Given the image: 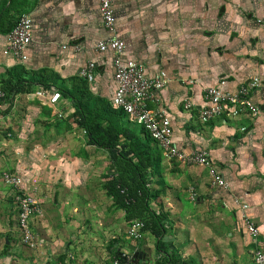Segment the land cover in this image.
Listing matches in <instances>:
<instances>
[{"label": "crops", "instance_id": "crops-1", "mask_svg": "<svg viewBox=\"0 0 264 264\" xmlns=\"http://www.w3.org/2000/svg\"><path fill=\"white\" fill-rule=\"evenodd\" d=\"M17 2L10 12L14 15L19 10L17 18L22 14L28 17L31 41L22 61L3 55L0 45V90L7 82L35 79L41 73L50 86L47 91L53 90V85L70 89L72 95L83 99L86 110L101 115L102 126L110 122L118 128V115L105 112L114 90L112 55L94 50L95 43L106 35L100 24L98 0ZM10 3L13 0H0V9ZM1 10L4 22L6 9ZM113 16L115 33L123 42L121 57L141 64L147 77L166 81L157 99L170 123L175 148L183 154L205 150L209 164L227 185L225 190L210 187L206 167L167 171L165 191L159 190V196L187 187L189 195H198L199 208L211 207L214 213L209 219L194 218L193 222L214 229L190 235L186 247L179 249L177 244L184 240L176 237L174 221L169 220L172 228L168 230L165 219L163 249L172 250L188 264H252L254 251L264 254V0H113ZM74 46L79 47L78 52ZM87 65L92 68L91 76L81 89L72 81L79 82L78 72ZM252 81L258 83L249 93L258 108L256 117L240 114L213 123L196 118L194 111L201 105L204 88L213 86L233 93ZM40 89L7 95L0 101V173L14 174L33 186L41 209L29 225L42 248L26 249L21 260L24 264H68L59 251L68 239L82 236L64 230L60 222L57 225L59 215L53 208H61L55 196L64 197L68 211L76 212L69 205L78 195L93 191L90 183L95 176V151L106 157L104 167L110 161L104 150L86 143L85 133L72 117L70 101L61 96L55 104H47L35 97ZM185 102L189 110L183 109ZM9 193L8 189L2 206L15 235ZM234 201L246 209L242 212ZM159 205L163 211H176L171 203H149L152 211L160 209ZM242 216L257 229L255 243L244 228ZM4 243L8 244L6 240ZM154 243L144 231L139 241L127 244L133 263L158 264L163 255ZM145 256L150 261L143 260ZM5 259L8 263V257ZM73 264L81 263L75 260Z\"/></svg>", "mask_w": 264, "mask_h": 264}, {"label": "built area", "instance_id": "built-area-1", "mask_svg": "<svg viewBox=\"0 0 264 264\" xmlns=\"http://www.w3.org/2000/svg\"><path fill=\"white\" fill-rule=\"evenodd\" d=\"M98 12L102 30L106 35L94 45L97 53L109 52L112 55V83L113 95L108 101L115 111L122 112L130 123L143 128L147 136L156 144L161 154L167 160H173L187 166L206 167L210 178V187L227 189V185L208 162L205 150L193 151L189 154L181 153L175 148L171 139V126L165 111L160 107L157 93L165 86L166 81L161 78H149L138 62L122 58L123 42L114 30L113 0H98ZM31 41V26L26 15H20L7 33L0 34L2 54L12 56L22 61L25 59L24 49ZM75 52L78 46L73 47ZM90 65L80 69L78 76L88 79L91 76ZM256 81L244 83L237 87L235 92H227L218 87H206L201 91V105L195 109L196 118L202 123H213L244 114L250 118L257 116L258 108L249 99V93L257 88ZM38 99H44L47 104H55L60 95L54 90H38L35 93ZM5 94L0 90V101ZM184 110H189L188 102L183 104ZM3 183L8 187L9 204L14 215V232L18 239L28 248L34 247V237L29 222L40 214L39 201L36 199V190L14 174L4 172L1 176ZM242 212L246 205L234 201ZM244 228L255 243L257 229L242 216ZM142 223L137 220L129 221L126 229V239L132 242L141 239ZM113 256L111 264H134L131 252H118ZM252 264H264V254L256 250L252 254Z\"/></svg>", "mask_w": 264, "mask_h": 264}, {"label": "rangeland", "instance_id": "rangeland-1", "mask_svg": "<svg viewBox=\"0 0 264 264\" xmlns=\"http://www.w3.org/2000/svg\"><path fill=\"white\" fill-rule=\"evenodd\" d=\"M14 2L16 3L17 0H13V3H10L8 7L5 8L7 19L10 21H7V23H10V25H13L17 15L19 14V10H15L14 15L11 14ZM72 82L77 86L81 84V81ZM80 88L83 89V85L80 86ZM33 89L35 88H32L31 90ZM105 112L110 116L118 115V119L120 120L118 128H129L133 126L135 132L139 129L138 127L128 123L123 116L119 115L118 112L112 111L110 106L106 107ZM98 121L101 123L103 120L99 119ZM103 124H105V122ZM140 137L148 143L147 146L149 147L153 157L151 163L152 174H149L148 177L149 188L153 195L152 200L155 203L156 201L162 202V204L171 203V205H173L176 209V211H163L161 209V205H159L160 209L155 208L154 212L159 214L161 218L163 216V221L165 219L167 220L165 223L168 225V230L169 228H172L170 227L171 223L169 220L172 219L174 221L173 223L175 225L173 223L172 225L175 226L173 229H175L176 237H178V239L181 237L182 239H180L184 240L183 243L182 241L179 243L181 245L177 244V247L179 249H182V247L185 248V240L190 235H198L199 231H202L203 229H214V227L210 226L207 228L208 226L204 227L202 224H197L198 222H193L194 218H196V220H205L213 217V210L211 207L199 208V202L197 200L198 195H189L190 191L187 187L181 186L182 192L177 190L175 194H171L173 192V190H171L170 193L163 196L167 197L168 200H164L163 197H160L159 190L163 189L165 191V174L167 171H173L174 169H183V171H187L193 166L181 165V167L180 165L175 164L172 160L165 159L158 150L156 144L145 136ZM118 139L119 141H122V136L120 134ZM95 152L96 153L93 156L95 162V176L90 183L93 191L87 196L78 195L73 204L69 205L71 208L76 210V212L72 209L68 211V205L63 202L65 199L64 197L60 198L58 195L55 196V203H58L59 207L62 209L58 210L57 206L53 208L55 209L54 212H57L59 215L57 225L58 222H60L64 230L67 229L69 233L71 232L74 235L78 234L79 236H82L78 237V239L72 237L71 239H68L69 241H65L63 243V250L59 252L63 253L65 259H68V264H73L75 260H78L81 264H111L113 255H118V252L120 251L129 252L126 246L132 242L131 240L126 239V229L129 222L125 220L124 211L116 206L112 199L106 194L105 186L108 181V176L114 170V166L111 162H109L108 166L104 167L103 162L106 161V157L103 153H101V151L97 150ZM151 172L149 171V173ZM169 173L171 174L172 172ZM1 176L2 172L0 173V264H24V261L21 260L23 252L26 249L34 251L40 250L42 248V244L37 242V237L34 235V230L32 229L31 232L34 237L33 248H28L18 239L16 234L13 235L11 232L10 218L8 215L6 218L5 208L2 206L3 202H5L3 197L6 198L8 196V188L2 182ZM191 196L192 198H190ZM151 207L154 208L153 205ZM7 221L9 225H7ZM111 221L112 224L110 223ZM75 223H78V226H75ZM4 240H6L8 244H5ZM115 244H117L118 247L114 246ZM49 250L51 251L50 246H48V251ZM68 255H70L71 258H68ZM5 256L9 259V261L7 260L8 263H6L5 258L7 257ZM11 258H14L13 263L11 262ZM143 260L150 261V259L146 256Z\"/></svg>", "mask_w": 264, "mask_h": 264}, {"label": "trees", "instance_id": "trees-1", "mask_svg": "<svg viewBox=\"0 0 264 264\" xmlns=\"http://www.w3.org/2000/svg\"><path fill=\"white\" fill-rule=\"evenodd\" d=\"M20 2L23 3V0H20ZM17 3L14 2V5ZM1 9H5L4 4H2ZM1 9L0 30L3 29L2 34H4L13 28L15 22L13 25L8 24L7 19L2 22L1 14L3 10ZM3 24L5 28H2ZM78 80L81 81L80 86H82L85 79L78 76ZM35 87H41L44 90L50 89V86L44 82L41 73L37 74L35 79L30 77L28 80L15 79L12 82H7L1 90L6 98L7 95L29 93ZM53 88L60 93L59 95L70 101L73 107L72 117L75 118V124L85 133L86 143L106 152L109 161L114 166V170L108 176L105 186L106 194L116 206L124 211L127 222L132 220L141 222V232L146 231L153 237L155 249L163 255V259L158 264H188L181 261L179 256L172 250L165 251L163 249L162 238L166 232L163 216L161 218L149 207L153 195L149 188L148 177L149 174H152L151 163L153 157L147 146L148 143L140 137L145 136L150 139L143 128L133 123L130 124L139 128L137 132L134 131L133 126L117 128L115 123L110 122L102 126L98 121L101 119V115L94 114L95 112L92 114L89 110H86V105L82 102L81 97L72 95L70 89L61 86L53 85ZM116 112L129 123L122 112ZM119 134L122 136V141L118 139ZM113 256L117 257L115 254Z\"/></svg>", "mask_w": 264, "mask_h": 264}]
</instances>
